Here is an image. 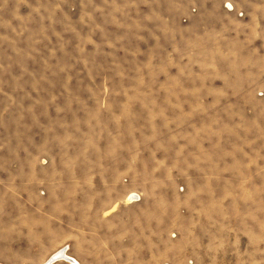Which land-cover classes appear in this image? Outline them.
Instances as JSON below:
<instances>
[{
  "label": "rangeland",
  "instance_id": "1",
  "mask_svg": "<svg viewBox=\"0 0 264 264\" xmlns=\"http://www.w3.org/2000/svg\"><path fill=\"white\" fill-rule=\"evenodd\" d=\"M206 5L214 0H0V194L10 225L16 198L33 191L17 184L68 181L73 156L74 214L88 182L90 210L97 193L106 202L103 250L89 230L80 251L86 231L74 217L70 253L84 264H264V0H227L229 12L201 20L208 28L187 43L182 26ZM87 139L90 152L136 148L131 172L115 185L112 171H88ZM35 155L50 159L51 175L33 173ZM145 164L153 179L139 175ZM128 184L141 197L150 186L147 212L129 210ZM22 236L14 232L4 264L25 256ZM67 255L56 264L76 263Z\"/></svg>",
  "mask_w": 264,
  "mask_h": 264
},
{
  "label": "crops",
  "instance_id": "2",
  "mask_svg": "<svg viewBox=\"0 0 264 264\" xmlns=\"http://www.w3.org/2000/svg\"><path fill=\"white\" fill-rule=\"evenodd\" d=\"M227 0H214V5H206L202 12V19H198L197 16H194L196 22L190 23L188 25L182 26V39L190 44H196V39L199 38V33L196 32L197 29H202L203 27L208 28V23H202L201 20L210 19L212 15L216 12L221 13L223 16L226 15L229 11L225 7V2ZM192 12H195L196 9L192 8ZM199 20V22H198ZM205 31H202L204 33ZM203 35V34H202ZM204 37V36H202ZM210 43L211 41L208 40ZM199 43V40L197 41ZM196 88V87H193ZM182 88L177 87H166V93L180 92ZM185 91H192V93L197 92L195 89H188ZM137 149L134 147H121L113 146L109 147L107 150L104 148L97 147L89 150L88 139L85 142H82L80 146V156L82 158V163L86 165V169L90 171L91 168H96L100 170L103 167V170L112 171V181L115 185L121 180L120 172L129 171L131 172L134 167L133 161L136 160ZM33 161V173L37 172L38 168L44 169L43 173H51L47 171V167H52L50 164V159H44V155H35ZM73 157V156H72ZM68 156V159L65 157V171L70 174L69 180L65 182H55L48 183L47 185L42 184V182L33 179L28 182H19L16 186L18 189H32L33 191L27 193L25 197H17V206L15 211L18 212V220L10 225V219L5 213V198L4 194H0V264H4L5 257L10 253V242L14 232L18 235H23L21 238L25 239L27 244V250L25 256H22V259L18 264H43L49 260L50 256L54 254L57 250H60L65 244H69V249L65 250V253H69L70 256L76 261L70 262L66 261L69 264H84L83 256H80V252H71L73 243V225L74 217L80 220L81 230L86 231V238H82L79 244H76L80 251H83V246L87 247L90 242L88 240V231H96L97 236L102 237V240L97 239L96 245H101L102 250L104 246V236H105V198L104 192L102 196L97 193L95 198L96 207L90 210V206L93 204V194H90L88 187H91V184L88 182L87 187H82L81 189V199H80V210L79 215L74 214V204H76V199L74 197V189L77 190V184L72 179V170H73V158ZM123 165V166H122ZM137 166V164L135 165ZM151 167L148 164H145L141 167L140 171L144 173H139L140 176L150 180V177L153 179L151 173ZM54 170V169H53ZM51 175V174H50ZM89 185V186H88ZM160 186V185H159ZM150 186H145L141 189H146L147 194L144 197H141L142 192L137 189V186H132L131 184L123 185L120 189V194L122 196L128 197L129 194L134 193L140 195L141 198L138 200L128 201L129 210H133L136 207H141L145 212L147 208L150 207L149 200L146 198L149 195L148 189ZM85 189V190H84ZM100 189L98 188L97 191ZM92 193V192H91ZM25 200L32 201V208L29 203H26ZM25 202V203H24ZM9 221V226L5 228V225ZM129 223L135 222V218H128ZM185 220V222H187ZM16 225V226H15ZM5 228V229H4ZM11 231V234H10ZM148 234V233H147ZM152 234V233H151ZM150 233L148 235H151ZM16 237H18L16 235ZM20 238V237H18ZM29 254L27 255V253ZM27 255V256H26ZM63 261V260H58ZM58 261H54L51 264H56ZM15 263V262H14ZM6 264H12L11 261H6ZM17 264V263H15Z\"/></svg>",
  "mask_w": 264,
  "mask_h": 264
},
{
  "label": "bare ground",
  "instance_id": "3",
  "mask_svg": "<svg viewBox=\"0 0 264 264\" xmlns=\"http://www.w3.org/2000/svg\"><path fill=\"white\" fill-rule=\"evenodd\" d=\"M133 195H130L127 197V200L130 202V201H133V200H138V196L139 195H135V193H132ZM68 253V252H67ZM67 253H65V250L63 249H60V250H57L50 258L48 261L44 262L43 264H51L53 263L55 260H63V259H67L69 258ZM70 256V255H69ZM54 257V259H53ZM53 259V260H51ZM51 260V261H50ZM69 261V260H68Z\"/></svg>",
  "mask_w": 264,
  "mask_h": 264
},
{
  "label": "built area",
  "instance_id": "4",
  "mask_svg": "<svg viewBox=\"0 0 264 264\" xmlns=\"http://www.w3.org/2000/svg\"><path fill=\"white\" fill-rule=\"evenodd\" d=\"M227 7H228L229 9H233V6H232L231 4H227ZM138 199H139V196H138Z\"/></svg>",
  "mask_w": 264,
  "mask_h": 264
},
{
  "label": "water",
  "instance_id": "5",
  "mask_svg": "<svg viewBox=\"0 0 264 264\" xmlns=\"http://www.w3.org/2000/svg\"><path fill=\"white\" fill-rule=\"evenodd\" d=\"M53 259H54V257H53ZM53 259H51V260H53ZM51 260H50V261H51Z\"/></svg>",
  "mask_w": 264,
  "mask_h": 264
}]
</instances>
